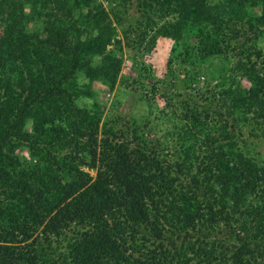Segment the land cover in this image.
Masks as SVG:
<instances>
[{"label":"trees","instance_id":"1","mask_svg":"<svg viewBox=\"0 0 264 264\" xmlns=\"http://www.w3.org/2000/svg\"><path fill=\"white\" fill-rule=\"evenodd\" d=\"M260 40L264 0H0V264H264ZM123 47L150 87L130 139L92 89L115 88ZM201 77L217 114L177 100Z\"/></svg>","mask_w":264,"mask_h":264},{"label":"rangeland","instance_id":"2","mask_svg":"<svg viewBox=\"0 0 264 264\" xmlns=\"http://www.w3.org/2000/svg\"><path fill=\"white\" fill-rule=\"evenodd\" d=\"M99 2H103L104 0H97ZM132 10V9H131ZM130 10V13H131ZM116 25L117 29V36L119 35V31L122 30V25ZM259 47L263 48L264 50V41H259ZM170 42L164 39H159L157 44L155 45L154 49L152 50L150 55H144L142 57V61L147 65H150L151 75L153 77L152 83L156 85L157 83H160L162 80H165L167 85H163L165 90L164 92H156L155 99L158 101V105L161 107L164 104V100L168 99V96H170L173 89L171 88V78L166 77V60L169 57L170 53ZM133 52L131 50H128L123 47V63L121 66L120 74L118 76V82L115 86V88L112 91H109L107 87L102 85L100 82L93 83L92 89L96 94V101L99 103L100 108L102 110V121L106 120L107 117H111L113 114L116 116L118 115L119 119L117 120L116 130H122L124 133V138H128L127 134V127L131 123V116H139L141 113L145 110L144 102L143 100H140V97L144 95V93L147 91V93L150 91V87H147L146 90H143L140 88L137 83L134 81L138 77V75L131 70L130 67V57L132 56ZM131 55V56H130ZM171 70H174V74L179 75L180 78H183V69L178 66L175 62L171 65ZM174 82H176L174 80ZM204 79L201 77L198 82L195 84H191V86H187L185 81H177L175 86V92L179 93L180 96L177 98L178 101L181 99L190 100L194 99L195 102L200 103L201 106H205L212 114H217L221 109L217 107L214 101L211 100V105L208 106L206 104L207 102L204 101V99L201 98V96H196L193 94H196V91H205V85H204ZM157 87V85H156ZM210 87H208L209 89ZM172 89V90H171ZM195 91V92H194ZM152 97V96H151ZM150 97V98H151ZM194 97V98H193ZM85 102L90 103L89 100L79 99L76 103L78 106L83 105ZM156 113V112H154ZM166 113L170 115L171 110L167 109ZM156 114L152 115L151 118L154 120ZM155 122V121H153ZM162 122V123H161ZM162 126L161 129H167L169 125H171V122L166 121L165 119L161 120ZM130 139V138H128ZM248 143H252L255 145L254 149L257 151V153H260L262 155V158L264 159V137L259 136L257 138H254L253 136L251 138H247ZM23 155V153H20ZM91 174H93V171H91ZM221 224L219 226V229L221 231H224L226 227ZM218 237V239H223L225 243L231 244L234 241L233 238H229L225 234L221 235L218 233L210 234V238Z\"/></svg>","mask_w":264,"mask_h":264}]
</instances>
